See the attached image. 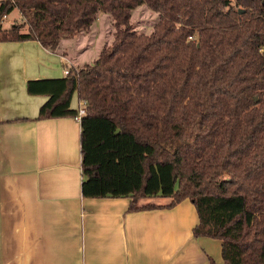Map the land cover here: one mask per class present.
I'll use <instances>...</instances> for the list:
<instances>
[{"label":"trees","instance_id":"trees-1","mask_svg":"<svg viewBox=\"0 0 264 264\" xmlns=\"http://www.w3.org/2000/svg\"><path fill=\"white\" fill-rule=\"evenodd\" d=\"M142 5L158 13L148 31L132 20ZM103 16L111 39L92 62L27 83L49 96L39 119L85 102L83 197H128V211L189 199L193 235L220 240L222 264H264V0H1L0 42L67 55Z\"/></svg>","mask_w":264,"mask_h":264},{"label":"crops","instance_id":"crops-1","mask_svg":"<svg viewBox=\"0 0 264 264\" xmlns=\"http://www.w3.org/2000/svg\"><path fill=\"white\" fill-rule=\"evenodd\" d=\"M71 66L37 40L0 42V264H222L221 241L193 235L189 199L128 211V197H83L80 120L39 119L49 96L27 92Z\"/></svg>","mask_w":264,"mask_h":264},{"label":"rangeland","instance_id":"rangeland-1","mask_svg":"<svg viewBox=\"0 0 264 264\" xmlns=\"http://www.w3.org/2000/svg\"><path fill=\"white\" fill-rule=\"evenodd\" d=\"M157 17L158 13L142 5L134 11L132 20L137 24L138 29L148 31ZM20 22L21 15L18 11L14 10L10 16L4 18L3 24L5 27H9L12 24H18ZM112 28L108 20L103 16L92 27L91 31L73 39L64 40V45L68 53L67 56L71 62L76 64V66H82L84 63L92 62L99 54L104 45L103 43L111 39ZM139 205H141V202Z\"/></svg>","mask_w":264,"mask_h":264},{"label":"built area","instance_id":"built-area-1","mask_svg":"<svg viewBox=\"0 0 264 264\" xmlns=\"http://www.w3.org/2000/svg\"><path fill=\"white\" fill-rule=\"evenodd\" d=\"M4 18H7V15H4ZM68 72H69L68 69H65V70H64V74H65V75H67ZM82 103H83L82 107H79V108L77 109L78 115L75 116V118H76V119H79V120H80L81 117L86 113V112H85V102H82Z\"/></svg>","mask_w":264,"mask_h":264},{"label":"water","instance_id":"water-1","mask_svg":"<svg viewBox=\"0 0 264 264\" xmlns=\"http://www.w3.org/2000/svg\"><path fill=\"white\" fill-rule=\"evenodd\" d=\"M241 12H243L244 10L243 9H240Z\"/></svg>","mask_w":264,"mask_h":264}]
</instances>
